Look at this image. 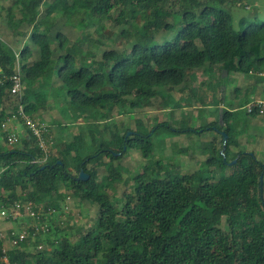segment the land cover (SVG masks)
<instances>
[{
  "label": "trees",
  "instance_id": "obj_1",
  "mask_svg": "<svg viewBox=\"0 0 264 264\" xmlns=\"http://www.w3.org/2000/svg\"><path fill=\"white\" fill-rule=\"evenodd\" d=\"M67 1L66 22L77 31L98 25L100 19L110 21V12L118 10L121 24L127 26L119 36L126 39L128 49L103 50L97 58L94 45L82 51L79 41L68 45L59 32L51 38L47 30L39 29L44 20L37 21L42 0H19L18 22L31 25L30 39L38 61L27 65L32 55L29 48L23 47L16 59L13 50L0 41V78L14 73L16 60L28 86L39 81L47 86L54 77L59 81L56 95L66 100L73 119L96 118L97 114L107 120L114 110L124 113V107H147L158 89L179 86L198 69L216 68L225 77L264 73V18L241 17L235 29L229 10L220 5L227 2L245 9L243 0H175L174 12L167 9L168 0ZM52 40L62 52L56 59L52 58ZM9 86L8 81L0 85V105ZM44 102L45 91H24L20 103L32 116ZM247 102L246 97L238 107ZM231 109V105L220 109V123L215 127L220 138V132L226 135L224 149L222 145L216 149L213 140L203 146L209 153L203 164L212 174L199 180L194 179L195 173L177 174L173 180L171 172L161 173V161L154 160L133 178L131 190L121 199L107 191L121 182L120 170L98 159L104 156L114 161L128 150L138 149L151 160L152 140L166 124L129 134L114 132L109 140L103 132L99 138L93 137L89 128L91 140L84 156L80 150L72 156L67 143L57 157L48 153L44 161L31 133L20 140L21 149L13 147L17 142L8 144L2 134L7 146L0 148L2 204L17 201V193H25L32 203L55 195L56 200H46L44 207V213H54L61 208L62 187L80 200L97 204L99 212L76 242L59 238L48 254L24 251L26 241L5 251L0 240V264H32L31 260L33 264H264V164L252 152H230L238 111ZM3 120L0 112V124ZM170 132L176 136L199 131ZM46 133L47 128L45 139ZM232 160L235 163L229 164ZM92 162L106 170L99 183L94 171L86 167ZM80 171L88 175L86 181L75 180ZM214 172L219 173L218 178Z\"/></svg>",
  "mask_w": 264,
  "mask_h": 264
},
{
  "label": "rangeland",
  "instance_id": "obj_2",
  "mask_svg": "<svg viewBox=\"0 0 264 264\" xmlns=\"http://www.w3.org/2000/svg\"><path fill=\"white\" fill-rule=\"evenodd\" d=\"M68 2L67 0H42L37 10V21L44 20V24L40 25L39 29L47 30L51 38L55 32H59L67 38L68 45L75 43L76 40L79 41L78 45L82 51L86 49L87 45H94L93 47H97L95 49L97 58L100 57L103 50L121 51L128 49L126 39L119 36V32L127 26L121 24L122 20L118 17V10L114 9L110 12V21L100 19L98 25H90L77 31L66 22L64 13L68 8ZM243 2L245 9L239 6H231L227 2L220 4L229 10L234 28L241 17L250 19L252 15H255L257 19L264 18V0H243ZM51 4L54 5L49 8L48 6ZM166 7L169 11L174 12L177 9V3L175 0H168ZM20 10L19 0H0V41L13 50L16 59H19V51L23 47L29 48L32 55L26 63L33 65L38 61L37 49L30 39L31 25L18 22L21 17ZM52 10L53 12H51ZM126 17L124 19L127 20ZM135 21L139 23V19ZM81 39H83L82 42H80ZM96 40L97 42H95ZM51 50L53 59L62 53L57 47V42L53 40ZM17 67L22 77L20 61L18 60H16L15 69ZM224 75L223 71L216 68L210 71L194 70L184 78L181 85L158 89L159 94L154 97L151 105L132 110L124 107V113L114 110L107 120L97 118V114L96 118L73 119L71 115L73 110L67 106L66 100L56 95L59 81L54 77L50 79L47 86H44L41 81L33 86H28L22 81L21 92L12 96L6 89V96L0 105V112L4 114V120L0 124V148H7L2 137L4 134L6 139V131L2 128V124L8 123L7 120L11 119L8 123L9 129L15 127V131L20 135V139L13 147L21 149L20 140L26 137L29 131L20 118L21 121L11 118L16 116L15 107L18 101L21 102L24 91L29 94L45 91V102L38 105L37 111L32 116L27 115L25 108L23 109L25 115L39 124L42 136L46 128L48 129L49 134L46 133V139L43 136V143H45V150L54 157L58 156L59 151L67 143L71 145L72 156L79 150L84 156L85 146L91 140L87 131L89 128L93 130L91 132L93 137L99 138L103 132L104 138L109 140L110 134L114 132L121 134L128 131L129 134L136 130H150L156 125H162V123L167 125L161 126L152 140L154 147L151 160L145 159L138 149L128 150L118 160L109 161L104 156L98 159V162L109 163L117 167L121 173V182L107 190L109 196L121 199L124 192L131 190L133 178L140 174L144 167L149 164L152 165L154 160L161 161L163 167L161 173L164 170L171 172L173 180H176L177 174L186 173H195L194 179L199 180L212 174L211 168H207L203 164L209 154L203 146L212 140L216 149L222 145L220 143L222 140L215 127L220 123V121L218 122L220 109L227 108L228 103L238 109L236 124L233 125V130L236 131L235 137L240 135L247 142H252L259 136L264 137V117L253 118L246 115L242 108L237 107L244 98L250 96V86L253 85V82H249L247 76L240 73H230L226 78ZM253 77L257 81L264 80V76L253 75ZM259 89L262 91L260 95L263 96L264 82L260 84ZM170 129H191L199 132H184L175 136L171 134ZM38 144L37 142L39 147ZM255 152L259 153L260 151L256 149ZM260 155H258V159L264 164V153ZM97 163H89L86 167L94 171L96 182L99 183L106 175V170L103 166H98ZM213 176L218 178L219 173L217 175L214 172ZM59 192L63 194L64 198L60 201L61 208L54 213L50 211L44 213V207L45 202L56 200L55 195H52L48 200L37 199L36 202L32 203L26 199L25 193H17L20 195L17 200L20 205V216L15 220H7L8 222L0 221V233L4 237L0 238L3 250L6 251L13 247L5 240L8 231L11 230L15 233L19 232L20 229L27 231L24 240L26 247L23 250L33 255L50 253L52 248L57 246L58 239L62 237L74 243L79 235L90 228L98 216L97 204L80 200L68 188L60 187ZM30 213L34 216H30ZM18 246L14 247L18 248ZM27 259L29 262L30 258L27 257ZM31 263L33 264L32 260Z\"/></svg>",
  "mask_w": 264,
  "mask_h": 264
},
{
  "label": "built area",
  "instance_id": "obj_3",
  "mask_svg": "<svg viewBox=\"0 0 264 264\" xmlns=\"http://www.w3.org/2000/svg\"><path fill=\"white\" fill-rule=\"evenodd\" d=\"M6 81L9 82L10 86L8 88V92L12 96L18 95L19 92L22 90V77L20 75V71L17 67L15 69L14 73L9 77H1L0 78V85L5 83ZM24 106L18 101L16 107H15V113L16 116L11 117L12 119L20 120L22 123H24L26 129L36 138V141L39 143V148L41 152L43 153V156L41 158L42 161L45 160L46 154H48V151L45 150V143H43V136H42V130L39 128V124L33 121L31 118H29L27 115H25L24 112ZM243 110L246 112V114L251 115L254 114L256 116H264V99L262 100H254L250 103H247ZM20 118V119H19ZM11 119H8L7 122L9 123ZM8 123L2 124V128L6 131V141L8 144H14L18 142L20 139V135L15 131V127L9 129ZM2 172V169H0V173ZM11 206H5L0 202V221H6L7 220H15L18 216H20V205L17 203V201H14L11 203ZM30 216H34V214L30 213ZM11 230V229H10ZM1 232V231H0ZM27 236V231L24 229H20L19 232L15 233L13 230L8 231L6 235L7 242L14 246L19 245V243L23 242ZM0 238H4L0 233Z\"/></svg>",
  "mask_w": 264,
  "mask_h": 264
},
{
  "label": "crops",
  "instance_id": "obj_4",
  "mask_svg": "<svg viewBox=\"0 0 264 264\" xmlns=\"http://www.w3.org/2000/svg\"><path fill=\"white\" fill-rule=\"evenodd\" d=\"M254 75V74H253ZM253 75H250V76H247V80H250L249 82H253V85H251L250 86V96L249 97H247L248 98V102L247 103H250V102H252V101H254V100H262V99H264V95L263 96H261L260 95V93L262 92L260 89H259V87H260V84H262V82H264V80L263 81H257L254 77H253ZM259 76H264V73H261V74H259ZM227 77V76H226ZM225 77V78H226ZM258 83H257V82ZM256 84V85H255ZM58 86V85H57ZM255 94H258L257 96H254ZM246 103V104H247ZM246 104H244L242 107H240V108H242L243 109V107L246 105ZM230 104L228 103L227 104V106H229ZM224 107V106H223ZM232 107V109L231 110H236L237 108H235L234 106H231ZM238 107V106H237ZM245 112V111H244ZM245 114H246V112H245ZM247 115V114H246ZM249 116H251V117H253V118H256V119H258V117L259 116H254V115H249ZM260 117H264V116H260ZM237 118V117H236ZM235 118V119H236ZM260 123V122H259ZM234 144L233 145H231L230 147V152L232 153V152H236V150L237 149H241V150H244V151H246V152H252L254 155H255V157L258 159V155L259 156H261L260 154L261 153H264V137H262V136H259V138L257 137L254 141H252V142H247V141H245V140H243L242 139V136H237V137H235L234 138ZM259 150L260 152L259 153H256L255 152V150ZM259 160V159H258ZM260 161V160H259Z\"/></svg>",
  "mask_w": 264,
  "mask_h": 264
},
{
  "label": "water",
  "instance_id": "obj_5",
  "mask_svg": "<svg viewBox=\"0 0 264 264\" xmlns=\"http://www.w3.org/2000/svg\"><path fill=\"white\" fill-rule=\"evenodd\" d=\"M220 136L222 139V148L221 150L224 149L225 147V142H226V135L224 134V132H220ZM235 160H232L229 164H234ZM88 179V175L83 173L82 171H80L77 176L75 177L76 181H86ZM260 182H261V178H260Z\"/></svg>",
  "mask_w": 264,
  "mask_h": 264
}]
</instances>
